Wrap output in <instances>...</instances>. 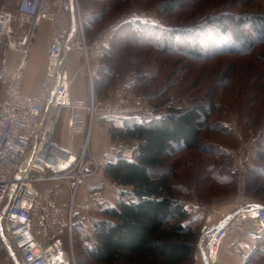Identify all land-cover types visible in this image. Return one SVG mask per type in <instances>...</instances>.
I'll list each match as a JSON object with an SVG mask.
<instances>
[{"label":"built area","instance_id":"1","mask_svg":"<svg viewBox=\"0 0 264 264\" xmlns=\"http://www.w3.org/2000/svg\"><path fill=\"white\" fill-rule=\"evenodd\" d=\"M13 12L0 10V37L8 38V46L0 62V82L4 97L0 101V245L20 264H74L67 249L76 215L80 208L99 202L100 189L79 193L83 179L98 171L87 169L88 140L79 152L62 149L56 144V130L63 109L70 112L67 120L69 145L73 137L87 132L91 120L99 117L122 119L148 117L160 120L163 111L145 104L142 96H131L123 89L112 98L99 101L94 95L92 55L101 52L103 36L88 44L78 0H12ZM50 25V48L45 73L38 92L23 96L24 71L33 52L35 33L41 22ZM32 27L23 34V41L15 38L14 23ZM19 52L12 70L8 54ZM73 53L83 62L81 77L91 82L88 101L72 98L71 78L63 68ZM144 140L109 143L105 156L114 160L133 161ZM87 167V168H86ZM75 182L68 201L60 203L65 186H43L48 182ZM245 184L235 197V207L228 216L201 229L199 249L206 264H221L222 245L230 238L245 237L264 242V205L242 195ZM239 251L238 243L233 245Z\"/></svg>","mask_w":264,"mask_h":264},{"label":"trees","instance_id":"2","mask_svg":"<svg viewBox=\"0 0 264 264\" xmlns=\"http://www.w3.org/2000/svg\"><path fill=\"white\" fill-rule=\"evenodd\" d=\"M198 1L166 0L161 9L164 12L183 11ZM115 6L116 4L105 8L101 14H96V20L104 18ZM223 20L225 17L222 16L213 18L208 37L204 35L201 40L192 37L187 29L166 28L149 21L131 20L120 24L111 42H104L101 52L92 55V65L96 60L93 56L98 57L96 65L100 71L99 75L93 70L95 98L97 99L96 87L115 83L120 76L117 70L122 69L134 70L139 75L136 83L152 78L144 86L146 89L152 88L157 84V76L153 73L150 77L146 71L155 61L149 60L154 51L166 56L183 54L194 60H202L206 59L203 52L234 51L237 48L234 44L244 48L237 53L248 52L252 44L249 43L245 29L247 25L250 29L248 31L257 35L264 34V17L238 18L237 25L242 30L239 33L231 32ZM227 35H230L232 45H227L224 41ZM218 37L219 43L216 44ZM211 40L215 43H211ZM189 46H192V50ZM211 47L216 50H211ZM156 74H159V70ZM191 79L190 73L183 75L173 86L178 87V93L195 92L189 108L170 106L168 111H163L164 116L160 120L140 116L120 119L124 121V132L118 141L140 139L144 143L133 161L114 160L105 156L106 177L123 190L115 205L107 206L101 211L103 218L96 221L93 235H89L83 227L78 228L85 243L84 260L80 264H196L203 236L201 228L196 229L192 225L188 202L183 198L184 188L177 183L182 179L179 169L184 165L190 166L187 158L211 152L204 143L209 132H225L228 128L218 118L221 102L216 98L220 94L219 89L223 88L220 96L230 93L235 97V103H239L245 93L244 88L236 91L229 86L233 76L228 72L212 80V70H206L199 73L193 82ZM132 87L131 84L120 86L125 91H131ZM247 89L245 92L251 91ZM253 102L254 99H250L246 104L251 105ZM249 107V110L255 111L254 106ZM116 141L117 139L112 143ZM213 152L219 156L222 150L215 149ZM211 164L208 168L211 171L216 168L221 173L225 168L216 160ZM259 171L263 169L260 168ZM212 176L216 180V176ZM217 180L221 181L220 176ZM79 214L78 212L76 218ZM248 263L264 264V246L255 251Z\"/></svg>","mask_w":264,"mask_h":264},{"label":"rangeland","instance_id":"3","mask_svg":"<svg viewBox=\"0 0 264 264\" xmlns=\"http://www.w3.org/2000/svg\"><path fill=\"white\" fill-rule=\"evenodd\" d=\"M78 1L83 17L84 31L89 44L93 43L98 36H103V42L110 43L112 36L116 32V28L120 24L131 20L149 21L153 25L159 24L166 28L187 29L191 32L192 37L201 40L204 35L208 37L207 33L211 29V26H213L212 19L217 16L225 17L223 22H225V25H228L230 31L233 33L242 31L237 25L238 18L264 17V0H199L197 3L190 4L183 11L175 10L173 12L162 11L161 6L166 0ZM114 4H116L115 8L108 15L98 21L96 20L98 14H101L105 8L111 7ZM2 9L13 12L12 0H0V10ZM248 26L245 29L247 30L249 43L252 44L248 52L237 53L244 48L241 49L239 48V44H234L237 47L234 51L215 53L208 50L203 52L206 54V59L194 60L183 54L166 56L154 51L153 56L149 60L154 59L155 61L146 71L150 77L153 76V73L157 76V84L153 85L152 88L146 89L144 87L152 78L136 83L139 75L132 69L130 71L126 69L121 70L120 65L119 69L121 71L117 70L118 73L120 72V76L115 80V83H112L110 86L104 84L99 85V88L96 87L97 100L103 101L112 98L115 91L121 89L120 86L131 84L133 87L131 91H126L127 94L131 96H143L145 97L146 105L152 107L154 110L165 112L168 111L170 106L182 109L191 106L195 92L178 93V87H173L178 78L189 73L192 75L190 81L193 82L199 73L202 74L206 70H212V80H216L228 72L231 77L233 76L229 86L236 89V91L244 88V98L239 103H235V97L230 93L220 96L223 88L219 89L220 97L216 98V100L218 99L221 102L218 118L228 128L224 129L225 132L220 130L209 132L207 141H204V143L211 152L204 155L195 154L193 158H187L190 166L184 165L179 169L182 179L179 182L177 181V183L184 188L185 196L183 198L188 202L191 218H194L192 219L193 222H198V227L195 225L196 229L201 228L207 221L211 224L233 212L236 209L235 197L239 194L240 186L243 184H245V189L242 195L251 201L264 205V159H262V156H264V34L257 35L248 31L250 30L247 28ZM31 27V25L25 24L21 28L18 22H15V38L22 37L24 32ZM43 33L40 25L36 31L37 39H41ZM229 38L230 35L225 36L224 41L227 45H232ZM219 39L220 37L216 38V44L219 43ZM203 41L204 43L207 42L206 40ZM215 41L211 40V43H215ZM7 46L8 38L0 37V62ZM189 48L191 49L192 46H189ZM211 50L216 49L211 47ZM69 56L76 59L73 61V67L75 71H79L83 62L73 53ZM93 57L96 60L92 68L100 75L99 68L96 65L98 57ZM157 70H159V74H156ZM80 76L77 79L82 81L81 91L84 96L83 101H88L91 95V82L87 79L88 77ZM259 87L260 90H258ZM246 89L247 91H251L245 92ZM153 95L154 97H152ZM3 97V87L0 85V100ZM250 99H254V102L251 105H247L246 103ZM249 106H254L255 111L249 110ZM116 120L118 119H94V123L99 131H94L92 134L88 126L87 132L82 134V141L79 144V151H81L87 140L89 142L86 153V162H91L88 168L86 167L89 172L93 169L92 160H96V164L98 165V172L93 176L83 179L79 190H81V187H84L82 184L86 182L85 184H90L89 186L92 189L102 190L103 197L99 202L78 210L80 214L76 218L77 221L75 222L71 236L66 241L67 249L71 258H73L74 264H80L81 260H84L83 246L85 243L80 237L78 228L83 227L89 232V235H93V227L96 221L103 218L101 211L111 204L108 198L111 200L118 193V189L113 185L114 183L105 175L104 166L107 160H105L104 150L108 145H103V141L100 140V135L104 138V134H110V136H115L117 141L119 140V136L124 131L122 128H119ZM95 133L99 139L95 138ZM67 140V137L62 135L61 141L68 144ZM95 140L100 141V145L102 144L99 149L102 151L101 155L95 151ZM74 141L76 144L79 143L77 138ZM122 141L126 142L124 139ZM215 149L222 150L221 155L216 156L213 152ZM96 156L101 157L98 160ZM213 160L218 161L225 167L223 172L218 173L216 168L212 171L208 170L209 166L213 164H211ZM260 168L263 171H259ZM212 175L216 176V180ZM218 176H220V182L217 180ZM54 182V186L51 188L62 185L65 186L66 190H70L71 192L75 187V182L72 180H67L66 184L61 181ZM89 189L92 190L91 188ZM112 200L115 201L116 198ZM200 209L203 211H200ZM0 248L2 249V253L5 252L1 245ZM198 264H201L200 261Z\"/></svg>","mask_w":264,"mask_h":264},{"label":"crops","instance_id":"4","mask_svg":"<svg viewBox=\"0 0 264 264\" xmlns=\"http://www.w3.org/2000/svg\"><path fill=\"white\" fill-rule=\"evenodd\" d=\"M40 25H41V28H42L44 33H43V37L41 39H39V38L37 39L36 33H35L33 52H32V55L30 56L28 62L26 63L25 71H24V83H23V87H22V95L23 96L33 97L37 94L41 80L43 78V75H44L45 69H46L47 54L49 52L50 43H51L50 26L45 21L41 22ZM17 40L19 42H22L23 37H17ZM18 57H19V52L14 51V50L9 51L8 61H9V66L12 70L14 69V67L17 63ZM68 58L69 59H67L66 62H64L63 68H65L68 71V74L71 76V83H72L71 94L75 100L83 101L84 96H83L82 91H81L82 81L77 79V77H79L80 74H79V71L78 70L75 71V68L73 67V61H75L76 59L71 58L70 56H68ZM69 116H70L69 110L63 109L61 111V114L59 116V122H58L57 130H56V135H55L56 144L62 149H67V150H72L74 152H78L80 149L79 144L82 141V134H79V135H76L73 137L74 140H76V138H77L79 143L76 144L74 141V145L71 147L69 145V131H68V127H67V120H68ZM97 119H99V118H97ZM101 119H103V118H101ZM116 121L118 122L119 128L124 127V121L123 120L118 119ZM96 122H97V120H96ZM88 126H89V129L92 131V134L94 131L95 132L99 131L98 127L94 123V120H91ZM62 135H65L67 137L68 144H65V143H63V141H61ZM97 136L98 135L95 133V138H98ZM100 140L103 141V143H102L103 145L107 146L109 143H112V141L114 139L112 138V136H110V134H104V138L100 135ZM102 144L100 145V141H97V140L94 141L95 151L97 153H99V155H101V153H102V151L99 150L100 147L102 146ZM104 153H105V150H104ZM100 157L101 156L97 157V159L99 160ZM53 183H55V182L54 181H52V183L48 182L47 185L45 184V186L52 187V186H54ZM85 183L82 184V185H84V187L83 188L81 187V190H79L81 194L85 193L87 191H90L89 188L92 189V187L89 186L90 184H85ZM113 185L118 189V193L116 194V196L115 195L113 196V198H116L115 201L112 200L113 198L111 200H110V198H108V200L111 201V204H110L111 206L115 205L116 201L119 199L121 192L123 190L122 187H119L116 184H113ZM69 193H70V190H66L65 195L60 198V203H66L68 201ZM200 211H203V210L200 209ZM192 219H194V218H191V222H193ZM216 222H213L210 224L207 221V223H205L201 227V229L205 225L211 226V225L215 224ZM197 223L196 222L192 223L194 228H195V225H197ZM197 227H198V225H197ZM235 243L239 244V246H240L239 251H236L233 248V245ZM263 246H264V242H254V241H251L245 237H241L238 240L235 238H230L221 247L220 255H219L220 263L221 264H249L248 262L250 261V258L255 253V251L258 248H261ZM1 250L2 249L0 248V252H1ZM1 253H0V264H20L18 262V260L16 259L17 257L13 258V255H10V254L8 255V253L6 251L3 252L2 255H1ZM199 261L201 264H206L204 256H203V252L201 249H199V251L197 253L196 264H198ZM256 264H258V263H256Z\"/></svg>","mask_w":264,"mask_h":264},{"label":"water","instance_id":"5","mask_svg":"<svg viewBox=\"0 0 264 264\" xmlns=\"http://www.w3.org/2000/svg\"><path fill=\"white\" fill-rule=\"evenodd\" d=\"M207 263V262H206Z\"/></svg>","mask_w":264,"mask_h":264}]
</instances>
